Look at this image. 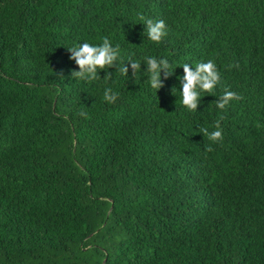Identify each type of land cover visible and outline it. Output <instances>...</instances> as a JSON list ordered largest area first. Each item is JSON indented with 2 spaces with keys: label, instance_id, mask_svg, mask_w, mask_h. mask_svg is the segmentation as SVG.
I'll return each mask as SVG.
<instances>
[{
  "label": "trees",
  "instance_id": "1",
  "mask_svg": "<svg viewBox=\"0 0 264 264\" xmlns=\"http://www.w3.org/2000/svg\"><path fill=\"white\" fill-rule=\"evenodd\" d=\"M104 37L174 74L74 82L67 48ZM209 59L188 111L180 65ZM0 264H264V0H0Z\"/></svg>",
  "mask_w": 264,
  "mask_h": 264
},
{
  "label": "clouds",
  "instance_id": "2",
  "mask_svg": "<svg viewBox=\"0 0 264 264\" xmlns=\"http://www.w3.org/2000/svg\"><path fill=\"white\" fill-rule=\"evenodd\" d=\"M144 31L146 36L153 42H159L167 35V25L164 20L145 19ZM70 52V59L77 65V70H73L70 74L71 79L76 83L90 84L98 80L107 78L111 80L113 73L109 69H115L114 73H119L123 77H127L129 68L131 74L136 77L138 74L143 76L147 74V83L150 89L157 91L163 86L161 73L164 79L174 74L177 66H173L167 58H157L154 56L145 57L143 61L133 60L130 57L125 58L119 45H113L108 37H104L100 43L77 42L67 48ZM127 62V64L125 63ZM141 63L145 65L141 70ZM192 66V65H191ZM183 69V83L180 86V103L188 111L196 112L200 103L202 93H212L220 81V72L214 60L209 59L206 62H198L195 70H190L189 64L180 65ZM103 71V78L99 73ZM120 93L111 86H105L103 91V99L105 102L114 103ZM239 99L237 94L231 90L225 89L223 94L216 100L218 109H225L232 100ZM81 116L87 117V113L80 112ZM201 134H206L210 140L216 142L222 139V131L219 124L213 126V130L208 128L201 129Z\"/></svg>",
  "mask_w": 264,
  "mask_h": 264
}]
</instances>
